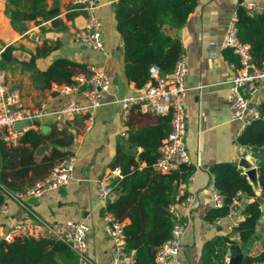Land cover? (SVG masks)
<instances>
[{
  "label": "crops",
  "instance_id": "obj_1",
  "mask_svg": "<svg viewBox=\"0 0 264 264\" xmlns=\"http://www.w3.org/2000/svg\"><path fill=\"white\" fill-rule=\"evenodd\" d=\"M116 1L100 0L97 8V15L102 21L101 40L105 48V53H102L75 38V31L83 24L84 16L82 11L72 8L71 0H46L48 7L58 6L59 12L56 17L60 20L59 24L53 25L51 19L41 18L26 22L25 31H28L26 35L30 38L38 35L40 40L35 38L31 40L18 32L16 36H10L11 32L13 34L16 31L5 13L6 0H0V18L7 24V26L4 24V29H0V37L9 34L13 38L11 42L16 47L12 54L18 59L27 60L30 53H34L36 46L44 39L50 43L58 41V47L50 54L35 58L37 68L45 69L57 54L58 57L85 62L87 65L92 63L101 66L110 79L109 90L103 96L104 103L94 110L89 124L84 114L64 118L61 125H58L57 120L49 114L40 117L31 127L42 133H47L52 127L66 128L73 134L72 142L65 146V149L70 150L75 156L70 181L38 197L25 198L24 205L6 194H3L4 198L0 201V237L15 222L28 221L32 213L50 223L66 220L84 222L88 227L85 233L87 243L85 253L91 263L82 262L78 258L77 264H110L114 255V241L104 227L102 214L107 200L113 199L116 193L114 190L108 199L103 200L95 194L94 189L101 183L111 184L113 178L120 175L109 165L118 144L124 147L125 152L135 157L142 150L140 146L129 144L128 136L120 133L122 125L120 99L128 94L137 93L140 88L125 75L123 39L116 28L114 12ZM241 1H256L264 5V0H196L194 8L179 28L180 34L178 35L176 31L182 44L181 56L187 64L184 79L187 87L184 96L187 111L185 143L192 163L196 166L192 175L178 184L171 201L174 202L180 220L184 223L180 237L181 249L178 252L181 264H205L203 261L205 246L211 240L216 241L213 244L215 253L212 255L213 264H219L223 257V264L231 257L236 258L238 264H243V256L256 254L264 241V211L261 210L263 221L257 224L258 233L242 244L240 254L232 255L228 242L224 244L217 242V237L222 236L238 240L234 237L233 227L245 216L244 202L251 201L253 197L240 195L241 199L235 200L233 212L220 222H213L208 217V213L214 208V185L210 166L222 161H231L237 167L242 166L244 170L255 167L257 171L258 166L254 160L256 157L252 155L250 149L238 141L240 122L231 117L227 98L229 80L235 75L239 65L238 57L230 48H223L220 45L227 23ZM10 68L12 67L3 71L7 73L11 71ZM11 72L14 75L11 86L20 90L26 106H39L42 101L48 99L47 107L56 109L68 99L85 101L80 92L63 96L55 94L52 87L56 83H52L49 88L35 86L32 83L31 71L22 68L21 65ZM248 98L250 104L256 106L264 100V82L253 93L248 94ZM158 121L159 114H151L148 118L134 116L130 119L134 128L145 123L156 124ZM44 125L47 126L46 132L41 130ZM45 143L49 144V150L43 153H48L51 144ZM41 154H36V157L39 159ZM143 164L144 162H141V165ZM179 190L183 191V196L175 201ZM254 191L256 194L261 192L259 187ZM185 196H190V200L185 201ZM263 202L264 195L260 206ZM124 221L128 222V219Z\"/></svg>",
  "mask_w": 264,
  "mask_h": 264
},
{
  "label": "trees",
  "instance_id": "obj_2",
  "mask_svg": "<svg viewBox=\"0 0 264 264\" xmlns=\"http://www.w3.org/2000/svg\"><path fill=\"white\" fill-rule=\"evenodd\" d=\"M196 0H117L115 2L116 28L123 39L124 71L128 80L137 88H142L149 80V67L157 65L161 71L172 70L176 60L182 54V44L176 31L186 21L194 8ZM57 5L47 6L46 0H6L5 13L12 28L23 33L26 22L51 19L53 25L59 24ZM237 28L241 40L250 45L252 61L264 67V11L249 15L238 5ZM58 47V41L50 43L44 39L30 53L27 60L18 59L12 54L15 46L7 44L0 52V69L6 70L19 63L22 68L31 71L32 83L40 88H49L52 83L70 84L73 76L87 71V64L66 57L53 59L43 70L35 66V58L50 54ZM260 117L253 120L240 132L238 141L248 147L252 155L259 158L257 175L261 187L256 194L245 174L238 170L235 163L222 161L210 166L213 185L223 196V203L209 213L210 220L225 216L234 200H240L238 191L251 201H245V216L234 227L239 239L228 236L217 237V242L229 243V252L237 255L242 252V244L255 234L258 219L261 217L260 203L264 195V100L257 105ZM133 113V115H132ZM159 114L156 124L145 123L132 127V117L148 118ZM129 144L142 147L135 157L125 152L118 144L110 161V167L119 169V176L111 181L115 196L107 200L103 210L111 211L117 220L125 222L124 240L127 249L135 251V264H156V249L170 235L173 220L169 204L180 182L192 175L194 163L182 164L168 172L153 167L158 155V146L167 135L170 127V112H143L134 104L126 117ZM73 140V134L66 128L52 127L47 133L40 130L24 131L15 145L0 137V184L10 192L20 191L44 178L54 163L70 154L65 149ZM49 142L48 153L36 157L35 150L41 144ZM141 162H144L141 165ZM0 192V201L4 198ZM207 242L203 261L213 264V244ZM217 256V255H216ZM224 258V257H223ZM223 258L219 264H223ZM254 260H264V241L256 254H245L243 264ZM78 256L62 240L46 235H19L7 241L0 239V264H77Z\"/></svg>",
  "mask_w": 264,
  "mask_h": 264
},
{
  "label": "built area",
  "instance_id": "obj_3",
  "mask_svg": "<svg viewBox=\"0 0 264 264\" xmlns=\"http://www.w3.org/2000/svg\"><path fill=\"white\" fill-rule=\"evenodd\" d=\"M72 8L84 13L83 24L75 31V38L82 44L96 48L105 53L101 40L102 21L97 15L100 0H71ZM246 13L254 15L264 11V5L256 1H241L239 3ZM237 12L229 19L224 31L221 47L230 48L238 57L237 72L229 80L228 102L233 119L239 120L240 132L246 125L260 117V111L256 105L250 104L248 94L253 93L264 82V67L257 66L251 58L250 45L238 36ZM24 31L22 35L27 34ZM35 40H40L38 35ZM233 65V64H232ZM187 73V64L180 56L171 71L163 72L157 65H150L149 80L135 94H128L120 99L122 125L120 133L128 136L126 117L132 105L136 104L143 112L163 113L170 112V128L167 135L158 146V155L153 167L162 172H168L178 168L182 164L192 163L190 152L185 143L187 111L184 104V96L187 87L184 79ZM70 84H55L52 89L57 95H66L72 92H80L85 101L74 99L66 100L60 107L49 109L47 100L39 106H26L23 103L21 92L17 87L9 86L5 79V73L0 69V137L7 143L15 145L20 135L35 125L37 120L44 115H52L57 124L61 125L64 118H73L78 114H84L88 124L93 118L94 110L104 103L103 96L109 90L110 79L101 66L88 64L86 72L75 74ZM16 121H30L24 127L17 130L13 127ZM75 164V156L70 153L57 160L48 174L36 181L33 185L20 191H7L0 184V192L12 197L15 201L24 205L25 198L38 197L44 192L64 185L72 178ZM115 171L119 172L118 168ZM245 174V172H243ZM246 175V174H245ZM247 176V175H246ZM261 190L260 185L258 186ZM95 194L103 200L108 199L113 193V186L107 183L98 184ZM243 192L238 191L237 195ZM183 196L179 190L175 201ZM185 201L190 196L184 197ZM235 200L231 203L228 216L233 212ZM223 203V196L214 187L213 206L219 207ZM169 211L173 220L170 235L158 246L154 255L156 264H181L178 252L181 249L180 237L184 230V223L180 220V214L174 206L169 204ZM225 216L215 218L213 222H220ZM104 227L114 241V255L110 264H135L133 249H127L124 240L125 221L117 220L111 211L105 210L102 214ZM88 227L84 222L66 220L50 223L38 215L32 213L28 221L15 222L0 239L7 241L19 235H45L55 237L65 242L82 262H90L86 255L87 243L85 233ZM239 239V234L234 233ZM250 264H264V260H254Z\"/></svg>",
  "mask_w": 264,
  "mask_h": 264
},
{
  "label": "water",
  "instance_id": "obj_4",
  "mask_svg": "<svg viewBox=\"0 0 264 264\" xmlns=\"http://www.w3.org/2000/svg\"><path fill=\"white\" fill-rule=\"evenodd\" d=\"M177 34L179 35L180 34V30L178 29L177 30ZM58 55L55 54L53 56V59L57 58ZM30 121H26V122H23V121H16L14 124H13V127L17 130L21 129L22 127H24L25 124H29ZM41 130L43 132H46L47 130V126H42L41 127ZM49 150V144L48 143H44V144H41L40 146H38L35 150V153L36 154H41L45 151H48ZM255 163H259L260 159L259 158H255ZM245 167V166H244ZM248 167V166H247ZM238 170L241 172L243 171V167H238ZM245 174L247 175V178L249 179V181L251 182L252 186L254 189H256L258 187V178H257V171H256V168L255 167H249V168H246L244 170ZM261 210L264 211V202L261 204L260 206ZM263 221V217H260L258 219V222L261 223ZM258 233V231L255 232L254 236H256ZM225 264H238L236 258L234 257H231V259L225 263Z\"/></svg>",
  "mask_w": 264,
  "mask_h": 264
},
{
  "label": "rangeland",
  "instance_id": "obj_5",
  "mask_svg": "<svg viewBox=\"0 0 264 264\" xmlns=\"http://www.w3.org/2000/svg\"><path fill=\"white\" fill-rule=\"evenodd\" d=\"M83 16H84V13H83ZM4 24H5V26H7V24L4 22V19L3 18H0V29L2 28V29H4L3 28V26H4ZM15 31V30H14ZM16 33H17V31L16 32H13V34H12V32H11V35L10 36H13V35H15L16 36ZM19 33V32H18ZM9 36V34H6V35H3V36H1L0 37V51H1V48L3 49L4 48V45L7 43V44H12V45H14L15 47H16V45L14 44V43H12L11 41L13 40V38H11ZM26 38H30L28 35H24ZM31 40H34V36L33 37H31L30 38ZM29 39V40H30ZM17 66H19V63H13V65L11 66L12 68H10V70L11 71H13V69L15 68L16 69V67ZM11 71H8L7 73H5V79H6V82H7V84L9 85V86H11V85H13L12 84V77H13V79H14V75H13V72H11ZM11 72V73H10Z\"/></svg>",
  "mask_w": 264,
  "mask_h": 264
}]
</instances>
